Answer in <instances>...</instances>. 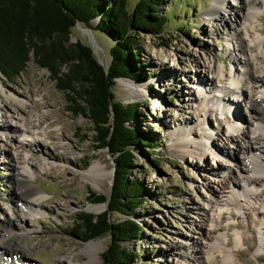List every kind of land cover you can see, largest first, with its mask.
Returning a JSON list of instances; mask_svg holds the SVG:
<instances>
[{
    "label": "rangeland",
    "instance_id": "1",
    "mask_svg": "<svg viewBox=\"0 0 264 264\" xmlns=\"http://www.w3.org/2000/svg\"><path fill=\"white\" fill-rule=\"evenodd\" d=\"M137 1L129 0L130 8ZM160 1L169 17L163 37L143 34L137 41L143 81L118 79L112 88L116 101L137 104L135 124L154 147L134 151L130 177L141 182L145 202L132 219L142 235L124 246L138 254L134 264L203 263L208 250L217 264L213 243L218 238L230 264H264V185H250L258 177L250 154L263 152L255 138L262 135L256 123L264 121V102L257 101L259 84L245 91L230 87L255 53L256 37L264 40V0H225L229 11L218 8L216 18L208 15L214 0ZM247 3L254 5L253 16L242 29ZM70 40L94 46L108 65L111 42L102 33L78 24ZM233 46L244 51L233 52ZM226 93L228 102L221 100ZM70 108L49 72L32 60L18 78L0 81V251L5 259L25 253L28 264H98L86 243L96 241L102 253L107 248L108 237L84 242L73 235L80 212L98 215L107 208L96 196L112 192L114 162L108 150H95L92 125ZM47 111L57 125L46 134L33 132L39 143L27 146L13 129H24L28 119L37 122ZM97 162L112 175L110 184L97 187L87 174ZM27 175L41 198L39 215L21 207L20 180ZM89 204L103 207L93 213ZM19 212L27 233L12 215Z\"/></svg>",
    "mask_w": 264,
    "mask_h": 264
},
{
    "label": "trees",
    "instance_id": "2",
    "mask_svg": "<svg viewBox=\"0 0 264 264\" xmlns=\"http://www.w3.org/2000/svg\"><path fill=\"white\" fill-rule=\"evenodd\" d=\"M161 5L160 0H138L132 8L129 0H0V81L18 78L32 60L49 72L74 115L90 122L95 150L106 149L113 159L112 192L96 196L107 208L98 215L80 212L73 233L84 242L108 237L103 264H134L139 258L124 246L141 238L132 218L145 202L141 182L130 174L135 149L154 147L135 124L137 104L116 101L112 88L118 79L143 81L137 41L143 34L163 37L169 17ZM78 24L111 42L107 66L98 63L91 46L71 42ZM113 214L122 218L113 220Z\"/></svg>",
    "mask_w": 264,
    "mask_h": 264
},
{
    "label": "bare ground",
    "instance_id": "3",
    "mask_svg": "<svg viewBox=\"0 0 264 264\" xmlns=\"http://www.w3.org/2000/svg\"><path fill=\"white\" fill-rule=\"evenodd\" d=\"M246 6H248V9H247L248 10V16L247 17L245 15L242 16L243 21L239 25V26H241V28L242 27L246 28V22L251 20L252 16H253L252 11L254 10V5L251 3H247ZM218 8L229 11V9H227V7H225V0H214L213 7L209 10L208 15L216 18V16L218 15ZM232 13H233V11L231 10L230 14H232ZM232 26H233V24H232ZM248 28H251L250 24L248 25ZM241 33H242V31H241ZM235 36H236V39L238 41H239V39L241 40V38L239 37V28H237V27L235 29ZM253 48L255 50V53L252 55L250 54L251 55L250 58H248V59L246 58L245 64L242 65V71L241 72L238 71V73H236L238 76V79L235 82H232L230 87H233V90H244L245 91V89H248L249 85H252V84L258 85L259 84V86L257 88L258 89L257 101L264 102V90L260 91L261 87L264 86V79H262L260 77V74L262 72L264 73V40L260 37H256V39L254 41ZM232 51L233 52H235V51L243 52L244 50L242 48H237L236 46H233ZM239 63H240V59H238V64ZM250 65H253V66L250 68ZM217 78H219V75L217 76ZM206 82H209V80L206 79ZM129 84L133 85V83H129ZM133 86L136 87L137 85L134 83ZM224 89H227L229 92L233 91L229 87L228 88L224 87ZM228 95L226 93L221 100L222 101L226 100V102L230 101L231 98ZM234 102H238V100L236 99V101L234 100ZM230 103H233V102H230ZM248 108L258 112L257 107H254V103H252V102L248 103ZM52 118H53L52 114L47 111L44 114H42V116L39 117V120L37 122H31V120L28 119L29 122H27V124H23V126H22L24 129H20L19 127L14 128L13 129L14 133L18 132L19 136L23 137L25 139L27 146H30V147L34 146V144L37 141H36V137L33 136V135H35V134H33V132H36L38 130H43L44 134H46V130L57 125L55 121H52ZM256 125H258L256 130L262 131V135L258 136L255 139H256V142H258V144L262 145L261 148H262L263 152L259 153L256 150V152L254 151L255 153L253 152L250 154L251 159H252L250 161L254 162L252 169H254L257 172L256 175L258 176L257 178L252 179L250 181L251 186L255 185V184L264 185V159L261 158L262 155L264 156V121L261 123L257 122ZM8 128H10V127H8ZM13 130H12V132H13ZM49 133H53V132L49 131ZM37 143H39V142H37ZM61 147H63V146H61ZM245 148L249 149L248 146ZM253 150H255V149H253ZM247 151H249V150H247ZM189 155L191 156L192 154H189ZM56 158H59V157H56ZM61 159L65 160L67 158L61 157ZM68 160H69V158H68ZM252 162H251V164H252ZM48 166H50L49 168H51L52 170H54V169L57 170L56 166H53V165H48ZM66 170L67 169H65L63 171V173ZM23 171L26 173L28 171V169L27 170L23 169ZM87 174L90 175L92 178H96L94 181V185L97 187L100 184H103L105 182H107V184H110L112 182V179H113L112 175H109L107 168L104 167L99 162L94 163L90 167V169L87 171ZM21 179L22 180H20V182H23V184H24V190H23V194H22V198H21V200H22V202H21L22 206L21 207L24 208V210H26L27 212H29L31 216L32 215H39L40 211L37 208L38 206L36 205V202L40 201L41 198H39L37 196L36 191H35V187L33 185L31 178L29 177V175H27L26 177H22ZM72 184H73V182H72ZM25 188L27 189V191L25 190ZM102 207H103L102 205L89 204L87 209L93 213H98L99 211L102 210ZM12 215L15 217V219L17 221L20 222L21 225H23V228H24V223H25V219H26L25 216H23L20 212L18 214L14 213ZM24 231H25V233H27L28 232L27 228L26 229L24 228ZM214 241L215 242L213 243V246L215 249H218L217 250V252H218L217 253L218 254L217 264H230V260H229L227 253L225 251L219 249L220 247L218 244V238H216ZM85 250L87 252H92L93 253L92 257H94L97 260L98 264H100V261H101L100 260L101 259L100 254L102 253V250H101V248H99L98 243L96 241H91V242L86 243ZM212 256L213 255H211V250H208L206 262L202 263L201 261H196V263L197 264H214L215 261H213ZM26 259H28V257L25 253L20 254L19 257H16L15 259H10V260L8 258L5 259L3 252L0 251V264H3V263L28 264L25 262Z\"/></svg>",
    "mask_w": 264,
    "mask_h": 264
},
{
    "label": "water",
    "instance_id": "4",
    "mask_svg": "<svg viewBox=\"0 0 264 264\" xmlns=\"http://www.w3.org/2000/svg\"><path fill=\"white\" fill-rule=\"evenodd\" d=\"M93 54L96 56V50L94 49V46H91ZM97 58V56H96ZM97 61L99 64L103 65V63L97 58ZM106 204V203H105Z\"/></svg>",
    "mask_w": 264,
    "mask_h": 264
}]
</instances>
